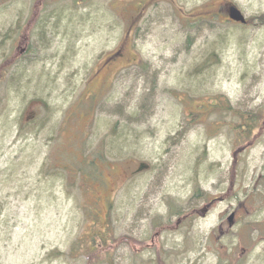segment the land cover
Instances as JSON below:
<instances>
[{
  "label": "rangeland",
  "instance_id": "374dc122",
  "mask_svg": "<svg viewBox=\"0 0 264 264\" xmlns=\"http://www.w3.org/2000/svg\"><path fill=\"white\" fill-rule=\"evenodd\" d=\"M130 1L40 20L17 59L14 13L32 3L0 2V264H86L73 250L89 216L112 264H264V0H225L248 27L194 24L211 0H174L179 24L159 12L176 29L150 30L166 42L98 83Z\"/></svg>",
  "mask_w": 264,
  "mask_h": 264
},
{
  "label": "flooded vegetation",
  "instance_id": "af4514ba",
  "mask_svg": "<svg viewBox=\"0 0 264 264\" xmlns=\"http://www.w3.org/2000/svg\"><path fill=\"white\" fill-rule=\"evenodd\" d=\"M19 1L21 0H0L3 5H6L7 3H17ZM84 1L85 0H73L71 6L68 8H60V6L65 2L64 0H49V2L45 3V6L43 7L41 4V7L35 6L33 8L31 7L30 10L28 9L24 11L26 16H24L20 11L15 12V21L11 27V29H13V36L9 47L14 51H20L23 49L29 51L32 42V35L29 34V32L32 29L35 30L39 26L40 20L45 21L42 24L47 26L51 25L50 28H52L53 24L51 23V20L54 16L58 15L56 12L57 9H62L65 14L67 10H76L78 7L82 6ZM173 3L174 0H131L128 3V10L125 13L119 14L124 23L123 37L116 43L113 53L108 59V61H114L115 63H106L105 61L107 60H104L96 65V72L94 76H100L99 78H101L98 80V83L114 79L122 69H140V63L142 62H140L138 54L136 53L137 47L139 45H144L149 41V38L146 37V35H143L142 32H146L151 27H163L164 30L167 31H174L176 29L167 27L164 22V17H162L159 12L160 8H164L167 4L170 9V16H172L175 22L179 24L180 16H178V11H180V8H177L176 3H174V5ZM228 3L229 1H223L214 8H210V10L205 13V23L210 25L213 24L215 20H219L220 22L229 23L232 26H240L228 19L226 15L229 13V8L227 6ZM11 6L12 4L8 7L3 6V13H5V11ZM149 10L152 11L148 12ZM198 17L199 15L197 14V17L195 18L198 19ZM22 18H25L23 19L24 23L22 22L23 20H21ZM197 19L191 18L190 21H196ZM116 23L114 25L118 28L119 25ZM18 61L19 60H16L14 62L17 63ZM144 64L147 65L146 63Z\"/></svg>",
  "mask_w": 264,
  "mask_h": 264
},
{
  "label": "trees",
  "instance_id": "16d2710c",
  "mask_svg": "<svg viewBox=\"0 0 264 264\" xmlns=\"http://www.w3.org/2000/svg\"><path fill=\"white\" fill-rule=\"evenodd\" d=\"M2 76H3V73H1L0 71V81L2 79ZM232 112V110H231ZM235 114H238V113H235ZM251 118H253V120H251L252 122L254 121V119L258 118V116H252ZM239 129H241V131H239ZM253 130V126H251V124L248 122V123H245L244 124V127H240V126H237V129L236 131H238L237 135L240 134L242 131V136L244 134H246L247 132H251ZM101 157V156H100ZM101 159H103L101 157ZM75 175L76 176H79V178H81V181L84 182L83 178L89 175H86L85 172H83L81 169L80 170H77L75 172ZM88 227L87 228V231L86 233L83 235V238L80 239L74 249H76L75 251L73 250V252H79V255L80 257L84 258V260H86V264H99V262L101 264H112V261H109V252H110V237H108L107 235V230L104 229L103 232H101L100 230L96 232H91V228H92V223H91V219H90V216H89V219H88ZM104 253H107L105 254V257L102 261H99V257L101 255H103ZM99 262H98V261Z\"/></svg>",
  "mask_w": 264,
  "mask_h": 264
},
{
  "label": "bare ground",
  "instance_id": "6f19581e",
  "mask_svg": "<svg viewBox=\"0 0 264 264\" xmlns=\"http://www.w3.org/2000/svg\"><path fill=\"white\" fill-rule=\"evenodd\" d=\"M73 1V0H72ZM223 1H225V0H211V1H207L206 3H204L199 9H197V12H198V15H199V17H198V19L194 22V24H200V23H205L206 22V20H205V17H206V15H205V13L208 11V10H210V8L212 9V8H214L216 5H218L219 3H221V2H223ZM48 2H49V0H48ZM72 3V2H71ZM55 9V8H54ZM161 9V8H160ZM60 11H63L62 9H57L56 10V12L58 13V15H60L59 14V12ZM160 11V10H159ZM53 26L55 27V25L53 24ZM53 29V27L51 28V30ZM155 28H153V27H151L149 30H148V32H147V34H146V37H148V38H154V37H157V39L156 40H159L160 41V43H162V44H164L165 42H166V37H164L163 38V36L165 35V31H163V34L161 33L160 35H159V32H155V33H152L150 30H154ZM227 102V101H226ZM229 111H231V110H229ZM259 263H260V261H259ZM258 263V264H259ZM260 264H263V263H260Z\"/></svg>",
  "mask_w": 264,
  "mask_h": 264
},
{
  "label": "water",
  "instance_id": "95a60500",
  "mask_svg": "<svg viewBox=\"0 0 264 264\" xmlns=\"http://www.w3.org/2000/svg\"><path fill=\"white\" fill-rule=\"evenodd\" d=\"M228 10H229L230 19L234 20L235 22H241V23L245 22L244 17L242 16V14L240 13L239 10H237L235 8H229ZM233 219H234V215H231L228 218V222H229L230 226H231V224L233 222Z\"/></svg>",
  "mask_w": 264,
  "mask_h": 264
}]
</instances>
